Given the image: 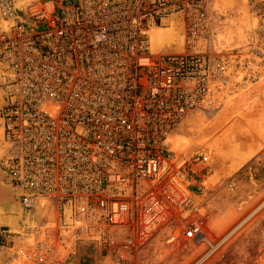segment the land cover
Masks as SVG:
<instances>
[{"label": "built area", "instance_id": "1", "mask_svg": "<svg viewBox=\"0 0 264 264\" xmlns=\"http://www.w3.org/2000/svg\"><path fill=\"white\" fill-rule=\"evenodd\" d=\"M216 1L0 0V171L21 207L19 229L0 223L6 264L205 240L210 158L175 140L264 76V0H244L250 29L224 48ZM175 26L181 45L154 50Z\"/></svg>", "mask_w": 264, "mask_h": 264}, {"label": "rangeland", "instance_id": "2", "mask_svg": "<svg viewBox=\"0 0 264 264\" xmlns=\"http://www.w3.org/2000/svg\"><path fill=\"white\" fill-rule=\"evenodd\" d=\"M214 9L218 23L224 21L217 23V45L220 48L237 46L251 26L245 1L217 0ZM177 27L170 28L177 36L172 44L180 46L183 34ZM258 116L264 119V76L257 85H248L239 95L230 98L218 112L191 118L182 136L175 140L178 154H207L210 158L206 172L209 174L197 197L206 215L205 240L170 249L163 245L166 234H162L128 259L117 252L116 264H264V163L247 165L245 172L235 174L223 171L224 141L237 147L239 139L234 136L245 122L250 127L257 123L264 130V122H255L260 120L255 118ZM180 140L186 144L178 147ZM2 141L0 131V160L5 154ZM5 252L0 250V264L8 260ZM80 256L85 259L84 264H95L93 248H81L76 259Z\"/></svg>", "mask_w": 264, "mask_h": 264}, {"label": "crops", "instance_id": "3", "mask_svg": "<svg viewBox=\"0 0 264 264\" xmlns=\"http://www.w3.org/2000/svg\"><path fill=\"white\" fill-rule=\"evenodd\" d=\"M1 103L2 102L0 100V105ZM255 118L260 119L255 122H260V124L264 122V119L261 120L262 116H258ZM256 125L254 124L253 127H250L247 122L242 125V128L245 130L241 129L237 133V135L234 136V138L239 139L237 147L232 144L230 145V143H226V141H224L223 149L225 151V155L223 159L226 164L223 168V171L227 172L228 174L233 172L235 174L236 172H240L241 170L242 172H245L247 170V165H257L264 163V130H261V126H259L257 123ZM228 138L233 139L232 136H229ZM5 200L8 201L9 199H7L6 197ZM4 210L5 209L0 205V223L2 224V215H5ZM5 254L10 256L11 253L7 251L5 252Z\"/></svg>", "mask_w": 264, "mask_h": 264}, {"label": "bare ground", "instance_id": "4", "mask_svg": "<svg viewBox=\"0 0 264 264\" xmlns=\"http://www.w3.org/2000/svg\"><path fill=\"white\" fill-rule=\"evenodd\" d=\"M174 28V27H172ZM178 28V27H177ZM169 30L166 29H160L157 30L154 34H153V49L157 50L162 48V46L166 45L165 48H163L164 50L168 51V52H174L175 51V46L171 45L175 40H176V33L174 32V30L168 28ZM179 29V28H178ZM166 30V31H163ZM186 144L185 142H183L182 140H180V142H177V146L180 147L181 144ZM1 174V173H0ZM1 184L2 186L0 187V189L2 190L1 192L3 193H7L9 195V198L7 197V200H4V208H5V215H2V221H3V225H7L10 226L12 228L15 229H19L20 228V220H21V207H20V203L18 200V191L13 188L12 186L6 185L2 180L5 179V174H1ZM11 195H14L15 199H11Z\"/></svg>", "mask_w": 264, "mask_h": 264}, {"label": "water", "instance_id": "5", "mask_svg": "<svg viewBox=\"0 0 264 264\" xmlns=\"http://www.w3.org/2000/svg\"><path fill=\"white\" fill-rule=\"evenodd\" d=\"M0 173H1V174H4L2 171H0ZM1 174H0V175H1ZM0 177H1V176H0ZM2 182L4 183V180H2ZM1 186H2V184H1V178H0V187H1ZM1 191H2V190L0 189V205L4 208V203H3V202H4V200H5L6 197H9V195H8L7 193L5 194V193H3V192H1ZM7 195H8V196H7ZM11 196H12V200L15 199V197H14L13 195H11ZM13 197H14V198H13ZM4 209H5V208H4Z\"/></svg>", "mask_w": 264, "mask_h": 264}]
</instances>
